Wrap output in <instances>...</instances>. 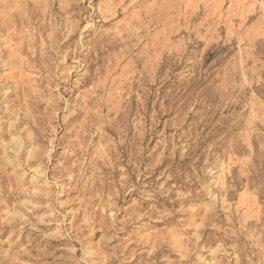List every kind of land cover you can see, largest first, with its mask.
I'll return each instance as SVG.
<instances>
[{
	"label": "rangeland",
	"instance_id": "obj_1",
	"mask_svg": "<svg viewBox=\"0 0 264 264\" xmlns=\"http://www.w3.org/2000/svg\"><path fill=\"white\" fill-rule=\"evenodd\" d=\"M0 264H264V0H0Z\"/></svg>",
	"mask_w": 264,
	"mask_h": 264
},
{
	"label": "bare ground",
	"instance_id": "obj_2",
	"mask_svg": "<svg viewBox=\"0 0 264 264\" xmlns=\"http://www.w3.org/2000/svg\"><path fill=\"white\" fill-rule=\"evenodd\" d=\"M120 211V210H119ZM109 243V242H108Z\"/></svg>",
	"mask_w": 264,
	"mask_h": 264
}]
</instances>
